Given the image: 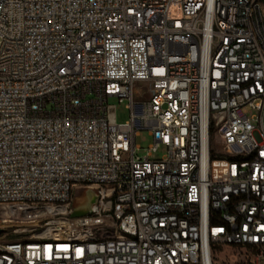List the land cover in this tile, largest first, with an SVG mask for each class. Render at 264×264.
I'll use <instances>...</instances> for the list:
<instances>
[{"label":"built area","instance_id":"2783aa9c","mask_svg":"<svg viewBox=\"0 0 264 264\" xmlns=\"http://www.w3.org/2000/svg\"><path fill=\"white\" fill-rule=\"evenodd\" d=\"M0 230V264H264V0H0Z\"/></svg>","mask_w":264,"mask_h":264},{"label":"rangeland","instance_id":"374dc122","mask_svg":"<svg viewBox=\"0 0 264 264\" xmlns=\"http://www.w3.org/2000/svg\"><path fill=\"white\" fill-rule=\"evenodd\" d=\"M145 97L146 96H144L143 98ZM110 103L116 105L117 121L119 123L127 121L129 118L127 101L119 103L116 99H111ZM49 108H51V105H49ZM245 111L250 114L254 113V111L250 110L249 108H246ZM151 143H152V136L149 134V131L141 129L139 131V134L136 136V144L140 147L137 153L139 155H145L146 149L150 146ZM164 155H165V149L160 148L158 152L153 154L152 159L155 160L162 159ZM85 192L86 191H80L77 189L78 196L74 202V205L76 203H81L83 201L82 197L84 196ZM236 255H234V253L229 248L226 247V248H222L217 252V256L215 260L217 264H239L237 263V260L241 259V257L237 258Z\"/></svg>","mask_w":264,"mask_h":264},{"label":"water","instance_id":"95a60500","mask_svg":"<svg viewBox=\"0 0 264 264\" xmlns=\"http://www.w3.org/2000/svg\"><path fill=\"white\" fill-rule=\"evenodd\" d=\"M82 198H83L82 199L83 201L81 203H76L74 205L75 209L72 214L73 217H79V216H84V215L89 214L91 211L92 205L98 201L99 196L97 195L96 191L92 189H88L86 190ZM1 232L2 230H0V234Z\"/></svg>","mask_w":264,"mask_h":264}]
</instances>
